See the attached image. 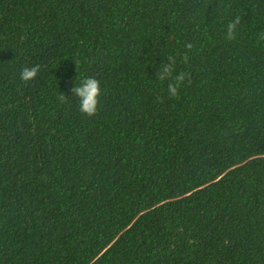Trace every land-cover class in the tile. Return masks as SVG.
<instances>
[{
	"label": "trees",
	"instance_id": "1",
	"mask_svg": "<svg viewBox=\"0 0 264 264\" xmlns=\"http://www.w3.org/2000/svg\"><path fill=\"white\" fill-rule=\"evenodd\" d=\"M0 264H264V0H0Z\"/></svg>",
	"mask_w": 264,
	"mask_h": 264
},
{
	"label": "clouds",
	"instance_id": "2",
	"mask_svg": "<svg viewBox=\"0 0 264 264\" xmlns=\"http://www.w3.org/2000/svg\"><path fill=\"white\" fill-rule=\"evenodd\" d=\"M40 69V65L23 66L19 72L21 81H31L36 76ZM171 69L164 68L161 72V79L166 78ZM179 80V77H177ZM168 91L170 94H175L176 85L169 83ZM100 92L99 81L94 77H76L70 89V95H74L78 102L79 110L87 115H92L97 109V97Z\"/></svg>",
	"mask_w": 264,
	"mask_h": 264
}]
</instances>
